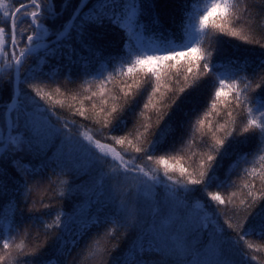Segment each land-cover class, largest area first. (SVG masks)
<instances>
[{
  "label": "trees",
  "instance_id": "trees-1",
  "mask_svg": "<svg viewBox=\"0 0 264 264\" xmlns=\"http://www.w3.org/2000/svg\"><path fill=\"white\" fill-rule=\"evenodd\" d=\"M5 2L14 10L27 0ZM78 2L68 0L67 7L62 11L63 0H54L55 9L61 14L44 19L42 23L54 34L69 20ZM235 2L238 7L232 10V15L222 19L218 9L205 21L208 35L200 51L216 48L212 61L217 67L215 74L200 77L195 84L194 78L200 71L197 64L202 67L203 61H190L188 56L165 61L162 65L154 61L152 65H142L132 73L122 74L121 68L126 70L127 61L134 58L141 48L133 37L129 41L124 30L112 26L98 30L103 35L92 37L91 49L82 48L76 42L74 32L71 39L61 42L63 47L56 53L57 58L48 57L44 65L42 78L45 83L38 85L42 88L44 100H40L39 96L35 100L30 96L26 98L25 93H35L23 81L25 76H31L30 67L46 54L40 49L24 58L19 68L18 91L25 109L31 113L32 106L37 102L42 106L41 110L51 107L55 115L45 113V123L48 127L60 129L61 134L48 141L42 151L36 149L31 154L16 153L15 157L22 161L19 173L11 167L13 154L9 153L0 161V167L6 169L0 178L4 185V191L0 193V235L12 236L9 249L0 247V256L4 257L0 264H21L31 259L26 253L41 246V255L37 260L50 258L58 264H114L121 256L145 259L148 264H176V257L170 254V250L178 242L177 238L194 246L201 253L202 260H211V229L193 230V225L200 223L205 214L224 227V236H236L224 221L236 223L245 215L240 201L250 202L251 197H248L244 184H249L256 196L261 195L264 180L260 174L264 173V161H260L259 156L264 152L258 151V131L242 133L247 113L243 103L236 105L235 89L225 87L216 101V107L212 108L211 104L218 86L215 85L216 74H236L239 88H243L240 77L247 76L251 81L247 90L249 100L264 95L260 74H253L257 67L255 63L246 71L221 63L230 58L254 60L262 51L259 44L246 43L240 37L264 43V0ZM156 4L160 24L153 25L150 15L141 17L146 25L143 41L163 48L166 46L160 39L163 33V39L172 38L179 43L182 24L186 23V17L191 15L195 6L193 0H156ZM206 6L200 4L201 9ZM213 25H222L224 33ZM24 27L27 28V24ZM230 29L239 35L225 34ZM153 34L156 38H152ZM49 41H53L55 46L52 36ZM126 41H129L127 47ZM69 43L76 50L71 61L61 58V52L67 56ZM197 54L193 53V58ZM190 64L191 72L188 71ZM54 66L59 67L58 72L49 71ZM150 67L158 71L159 81L147 71ZM0 76L5 81L0 89L2 105L13 94V87L7 82L11 79L14 84L13 67H0ZM49 76L51 79H48ZM258 82L261 83L260 88H256ZM157 83L158 90L153 92ZM226 83L231 84L232 81L229 79ZM180 88H184V92H179ZM94 92L97 95L92 96ZM173 99H176L175 104H172ZM113 107L118 110L113 117L119 116L126 121V125L103 127L106 119L113 120L108 116ZM78 111H84L87 119ZM228 112H232V117L227 115ZM198 119H203L204 123L196 124ZM161 130H166L168 134L158 145L154 159L165 156L168 164L176 167V171L169 169V175L181 181L185 177L180 176V166L187 169L186 176L199 178V173L207 170L208 164L212 163L209 176L214 173L216 179L207 186V191L203 185H189L195 190L185 192L163 176L164 165L146 161L143 153L133 150V145L144 147L148 140L156 139L152 133ZM20 131H24L23 126ZM229 131L232 135L220 148V155H216L215 142L223 139ZM6 132L5 119L0 115V135L6 137ZM85 132L111 145L121 154H125L124 149H127L125 159L137 156V164L159 168L160 182L155 183L135 172L114 171L111 163L99 160L92 151H88V141L82 135ZM110 136L126 138L125 144H115L114 140L108 139ZM128 140L132 141V145L127 143ZM210 154L215 156L212 162L207 159ZM29 167L35 171L25 174L23 170ZM253 168L255 175L245 171L250 172ZM218 184L221 186L218 187ZM207 192L219 193L225 204L211 201ZM232 193L236 195L232 196V203L229 204ZM259 206H264V200ZM57 214L61 215L60 226L45 228ZM249 223H252L251 219ZM247 240L253 248L249 250L241 242L240 249L249 257H255L249 259L248 264H264V239L249 236ZM21 242L23 250L16 247ZM141 244L149 251L141 254ZM225 255L236 264H241L237 249L226 248Z\"/></svg>",
  "mask_w": 264,
  "mask_h": 264
},
{
  "label": "snow or ice",
  "instance_id": "snow-or-ice-1",
  "mask_svg": "<svg viewBox=\"0 0 264 264\" xmlns=\"http://www.w3.org/2000/svg\"><path fill=\"white\" fill-rule=\"evenodd\" d=\"M193 2L195 6L192 9V13L186 17V23L182 24L181 41L179 43L172 38L163 39V33H161V43L166 46L163 48L149 47L139 51L134 58H130L127 61L128 66L126 70L121 68V73H132L139 66L152 65L154 61L162 65L165 61H174L177 60L178 57L188 56L190 61H203L202 67L197 64L200 71L194 78L193 84H195L196 80L200 77L215 74L217 66L212 61V53L216 48L200 51V46L205 36L208 35L205 21L218 9L220 10L222 19L226 16H230L233 14L232 10L238 7V5L235 0H193ZM201 3L208 6L201 9ZM67 4L68 0H63L61 6L62 11L67 7ZM156 8V0H79L69 20L62 25L59 31L53 34L51 30L45 27L42 21L47 18H56L61 14L57 13L54 0H27V2H21L14 10L9 8V4L6 3L5 0H0V16L3 17V20L0 21V67L11 68L15 66L17 72H19V68L22 66L26 56L43 49L46 55L36 61L35 66L30 67L29 71L31 76H25L23 83H26L28 88L35 93V95L25 93L24 96L26 98L30 96L32 100H35V98L39 96L40 100H44L45 97L41 94L42 88L38 86L45 83V80L42 78L44 76L43 68L48 62V57L52 59L57 58L56 53L63 47L61 43L63 40L71 39L74 32L76 42L84 49H91L92 37L102 36L103 33L98 30L105 29L106 26L117 27L124 30L125 35L129 37V41L133 35H136L137 39H139V36L143 35L146 28L141 17L150 15L153 25L160 24L159 14L156 12ZM236 19H239V17H236ZM25 24H27V28L24 27ZM213 27L219 29L221 33L225 31L222 25H213ZM225 34L233 37L239 35L237 31L231 29ZM50 36L54 38L55 46L49 41ZM152 38H156L155 34H153ZM240 39L244 40L246 43L259 44L262 51L254 60H250L247 57L243 61L239 58H230L221 63H227L228 65L244 71L255 63L257 67L254 69L253 74L256 75L259 73L260 81L264 82V43L260 41L254 42L249 40L246 36H241ZM129 41H126L125 47H127ZM218 43L219 41H217V44ZM22 44L23 47H21ZM67 48V56L61 52V58L71 61L72 57L76 55V50L71 43L67 45ZM193 53L198 54L193 58ZM49 71L58 72L59 67L54 66ZM147 71L151 72V74L156 77V80L159 81V73L157 70H153V68L150 67ZM188 71H192L191 64L189 65ZM48 79H51V76H49ZM229 79L232 81L231 84L226 83ZM240 80L243 82V88L237 87L236 74H232L231 76L216 74L215 85L218 86L215 87L211 107H216V101L221 97L225 87L235 89L236 105L239 106L243 103L247 113V119L242 128V133L258 131V139L260 141L258 151L264 152V95L258 96L254 100H249L247 90L250 87L251 81L247 76L240 77ZM4 82L3 76H0V89H2ZM7 82L13 87V94L8 102H3L2 105H0V115L4 117L5 123L11 131L7 138L0 135V161H3L9 153L13 154V158L10 162L11 167L16 169L19 173L22 168V161L17 159L15 154H31L36 149L42 151L48 141L60 136L61 130L48 127L45 123V113H52L55 115L51 107H44L43 110H41L42 106L37 102L32 106L31 113H29L25 109L21 93L16 90L11 79ZM158 87L159 85L157 83V85L153 87V92L157 91ZM260 87L261 83L258 82L256 88ZM57 91H59V89H57ZM179 92H184V88H180ZM95 95H97V93H92V96ZM241 97H243V99H241ZM178 98L177 95L176 99ZM89 99H91V97H89ZM176 99L172 100V104L176 103ZM252 104L255 106H249ZM147 106L148 105L145 104V108H147ZM101 111H103V109H101ZM117 111V108L113 107L111 111L108 112V116L113 117V114L117 113ZM120 111L122 112L123 109H120ZM78 114L85 116L84 111H78ZM205 115H207V113ZM227 115L232 117V112H228ZM22 117L23 125H21ZM57 119H59V117H57ZM85 119H87V116H85ZM113 120L115 123H113ZM113 120L106 119L103 123V127H109L111 125L114 128L118 125H126V121L119 116H114ZM96 122L99 123V121ZM232 122L235 123L234 120ZM203 123V119H198L196 121V124L199 125ZM21 126L24 128L23 132L20 131ZM65 127H67L66 124ZM167 134L166 130H161L158 133L154 132L152 135L156 137V139L148 140L147 145L144 147L133 145V150L136 153H143L146 161H154L156 165H164L163 176L167 180L172 181V183L179 185L185 192H192L195 190L189 188V185H203L204 190L207 191V186L216 179L214 173L209 176L212 163L208 164L207 170L199 173V178H194L190 175L186 176L187 169L180 166L178 169L180 176L185 177V179L181 181L178 179L174 180L173 177L169 175V169L176 171V167L169 165L165 156L154 159V154L158 145L164 142ZM82 135L88 141L86 146L88 151H92L99 160L111 163L114 171L122 169L124 173L135 172L148 178L150 181L155 183L160 182L159 168H146L136 163V160L139 159L137 156L125 159L127 149H124L125 154H121V152L116 151L114 147L107 143H102L100 139H95L94 136L90 135L88 132L82 133ZM231 135L232 132L229 131L223 139L215 142L216 155H220V148ZM108 139L114 140L117 145H124L126 140V138L116 136H110ZM127 143L132 145L131 140H128ZM109 157L111 158L110 160L108 159ZM207 159L209 162H212L215 156L210 154ZM259 159L260 161H264V155H260ZM201 167L203 168L204 165L201 164ZM262 167H264V165H262ZM23 171L26 174L28 172H34L35 169L29 167L25 168ZM245 171L248 172L249 175L256 174L255 168L250 172L247 169ZM5 172L6 169L0 167V178L4 176ZM260 177L264 180V173H261ZM217 186L219 187L221 185L218 184ZM243 187L248 189V197H251L250 202L246 203L244 199L240 201L241 205L244 207L245 215L236 223H231L227 220L224 221L227 228L235 232L236 236H224V227L218 222H214L210 216L205 214L204 219L201 220L200 223L193 225V230L211 229L210 243L212 244V248L210 251L213 253V259L202 260L201 253L194 246H190L180 238H177L178 242L170 250V254L176 257V264H236L229 256L225 255L226 248H235L239 251L241 264H248L249 259H255V257H249L247 252L240 249V243L243 242L247 249L251 250L253 244L248 242L247 238L249 236H259V238L264 239V206H259L260 201L264 200V189L261 190L260 196H256L252 192L249 184L246 183ZM3 191L4 185L2 179H0V193ZM207 195L210 197L211 201L217 202L218 204H225V200L219 193L207 192ZM235 195L236 193L231 194L228 199L229 204L232 203V196ZM250 219L252 223H249ZM60 224L61 215L57 214L55 220L51 224H46L45 228L50 229L59 227ZM111 234L112 230L110 229L109 235ZM11 241V235L7 237L0 235V247L4 250L9 249ZM16 247L23 250V242L16 245ZM41 250L42 246L36 248L34 251L26 253L25 255L31 257V259L23 261L21 264H58L57 261H53L50 258L47 260L44 258L37 260V257L41 255ZM139 251L143 254L149 250L144 249L141 244ZM5 255H7V252H5ZM3 259L4 257L0 256V261ZM114 264H148V261L145 259L135 260L131 256H121L116 258Z\"/></svg>",
  "mask_w": 264,
  "mask_h": 264
},
{
  "label": "rangeland",
  "instance_id": "rangeland-1",
  "mask_svg": "<svg viewBox=\"0 0 264 264\" xmlns=\"http://www.w3.org/2000/svg\"><path fill=\"white\" fill-rule=\"evenodd\" d=\"M135 40V42L139 45V47L141 48V50L145 49V48H149V47H154V44H151L150 43H145L143 41V35H140L139 36V39H137L136 35H133L132 36Z\"/></svg>",
  "mask_w": 264,
  "mask_h": 264
},
{
  "label": "water",
  "instance_id": "water-1",
  "mask_svg": "<svg viewBox=\"0 0 264 264\" xmlns=\"http://www.w3.org/2000/svg\"><path fill=\"white\" fill-rule=\"evenodd\" d=\"M18 77H19V72H17L15 66H13V81H14V85H15L17 91H18ZM9 132H10V129L7 127V132H6L5 138H7Z\"/></svg>",
  "mask_w": 264,
  "mask_h": 264
}]
</instances>
